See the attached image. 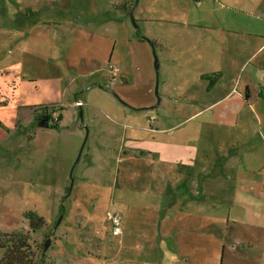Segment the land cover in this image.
Wrapping results in <instances>:
<instances>
[{
    "label": "rangeland",
    "instance_id": "374dc122",
    "mask_svg": "<svg viewBox=\"0 0 264 264\" xmlns=\"http://www.w3.org/2000/svg\"><path fill=\"white\" fill-rule=\"evenodd\" d=\"M120 1L0 0V237L19 230L27 233L38 260L45 240L50 238L42 264H189L185 263L186 253L180 247L175 250L176 255L172 254L171 245L176 246L179 238L169 240L163 218L164 190L173 181L167 174L152 173V168L164 165L178 172L179 165L155 162V155L149 160L145 156L118 155L112 150L119 146L121 133L129 137L135 131L122 125L144 123L150 116L147 111L139 117L116 111L121 101L106 89L136 108L142 99L139 83L149 68L155 74V82L156 77L159 82L164 70L163 64L155 70L153 47L143 41L144 28L151 30L159 43L160 31L162 40L174 25L195 22L200 15L196 7L188 5L189 1L156 0L150 8L154 20L142 26L138 8L145 0H138L133 12L138 25L135 28L129 14L111 8ZM237 1L211 0L210 9L219 15V21L214 17V23L239 29L240 33H235L238 38H253L255 33L263 32L264 0ZM256 1L261 4L255 9ZM247 2L250 7L246 8V14L233 10L244 9ZM206 6L209 5L201 8ZM159 49L155 48V53L162 63L164 56ZM113 50L114 55L123 59L125 65L121 68L132 72L130 83L121 80L120 71L109 70V64L115 65L109 59ZM96 64L101 72L91 80L92 84H87L88 76L79 74ZM72 76L76 78L73 87L80 92L83 104L66 108L58 127L39 128V115L47 110L59 114L60 110L54 105L47 109L43 105L64 99L76 101L70 92H64V88H71L67 80ZM155 97L154 104L159 95ZM80 110L83 122L79 121ZM109 119L122 125L108 127L107 131L114 133L103 148L98 141L101 134H108L101 133L100 126ZM139 134L155 136V133ZM156 135L166 141L177 137L179 132ZM27 211L42 216L45 226L30 230L28 220L23 217ZM110 212L122 215L123 234L119 238L111 236ZM208 223L204 220L194 227L177 220L172 223L203 232L201 236L208 247L201 255L191 254L190 264L223 262L222 248L214 252L215 238L223 226L217 231ZM202 224L204 231L198 228ZM56 227L57 232L51 238L50 233ZM231 229L240 233L239 228L231 226L229 233ZM62 230L65 232L61 233ZM95 231L103 239V248L86 252L88 244L82 234ZM56 244L76 257L70 259L65 253L59 257L60 253L54 251L58 248ZM234 255L235 261L239 260L240 251ZM245 256L255 263V256L262 254L253 251Z\"/></svg>",
    "mask_w": 264,
    "mask_h": 264
},
{
    "label": "crops",
    "instance_id": "0c3cea01",
    "mask_svg": "<svg viewBox=\"0 0 264 264\" xmlns=\"http://www.w3.org/2000/svg\"><path fill=\"white\" fill-rule=\"evenodd\" d=\"M155 1L145 0L138 8L140 25L146 26L154 20L150 8ZM183 1H189L188 5L198 10L200 16L195 22L174 25L173 29L170 28L172 33L167 30L168 37L162 40L160 31L159 43L151 30L144 28L143 32V37L154 42L155 48L159 46V52L164 56L162 63L159 62V66L164 65L157 86L159 100L154 104L155 74L149 68L146 77L139 83L138 92L142 96L139 105L134 108L119 102L116 109L137 117L147 111L150 117L144 119V123L131 125H122L112 119L103 120L100 132L105 131L108 135L101 134L98 142L103 147L112 138L114 130L107 131L108 127L131 126L135 130L133 134L128 137L121 133L119 146L112 148L118 155L145 156L149 160L155 155V162L179 165L178 172L165 165L164 168L150 170L157 176L167 174L173 181L167 191L164 190L166 205L163 209L169 240L179 238V243H174L176 246L171 245L174 248L172 254L176 255L175 250L180 247L186 253L185 263L190 264L191 254L199 252L201 255L208 247L204 243L206 239L201 236L203 232L195 228L185 229L184 226L181 229L172 225L173 221L194 227L207 220L217 231L223 226L222 232H218L219 236L215 238L214 249L216 252L222 248V264H264V31L255 33L253 38H238L235 33H240L239 29L225 28L222 22L214 23V17L219 21V15L212 7L210 9L211 0ZM204 4L209 6L201 8ZM260 4L256 1L253 8ZM247 7H250L248 2L246 6L244 3V9L233 10L246 14ZM109 59L119 66L121 80L130 83L133 74L121 68L125 65L122 57L114 55L113 50ZM100 72L96 64L79 75H87V84H92L91 80L98 78ZM74 79L72 76L67 80L71 88H64V92H70L69 95H73L76 101L64 99L42 106L47 109L54 105L60 109L58 126L66 108L83 104L80 92L73 87ZM79 121L83 122V119L79 118ZM48 128H52L51 123ZM176 131L179 135L172 140L162 141L156 135H172ZM139 133H155V136H141ZM230 226L239 228L240 233L233 229L229 233ZM198 228L204 231L203 224ZM57 229L53 228L51 238ZM64 232L62 230L61 233ZM97 234L98 231L82 234L88 244L86 252H98L103 248V239ZM122 234L123 230L115 237L119 238ZM56 246L58 248L54 251L60 253L59 257L63 253L70 259L76 257L65 247ZM236 251H240L237 261ZM253 251L257 255L262 254V257L255 256V263L245 256Z\"/></svg>",
    "mask_w": 264,
    "mask_h": 264
},
{
    "label": "trees",
    "instance_id": "16d2710c",
    "mask_svg": "<svg viewBox=\"0 0 264 264\" xmlns=\"http://www.w3.org/2000/svg\"><path fill=\"white\" fill-rule=\"evenodd\" d=\"M133 4L134 0H122L118 4H112L111 8L119 13L129 14ZM153 44L155 45L154 42ZM52 127H58V123L52 124ZM23 217L28 220L29 228L32 231L40 230L45 226L44 218L35 212L27 211L23 214ZM0 253V264H34V258H39V256H36L35 251L31 249L28 234L22 230L1 235ZM43 255L41 252L40 259L37 258L36 264L43 263Z\"/></svg>",
    "mask_w": 264,
    "mask_h": 264
},
{
    "label": "water",
    "instance_id": "95a60500",
    "mask_svg": "<svg viewBox=\"0 0 264 264\" xmlns=\"http://www.w3.org/2000/svg\"><path fill=\"white\" fill-rule=\"evenodd\" d=\"M137 2H138V0H135L132 8L129 11V17H130L131 22H132V24H133V26L135 28H138V25H137V22H136L135 18L133 17V12H134L135 6L137 5ZM143 39H145L147 42H149L151 44V46L153 47L154 67H155V70H158V68H159V61H158L157 55L155 53V46H154L153 42L149 38L143 37ZM157 86H158V78L156 77V82H155V87H154V92H155L156 96H157ZM110 92L112 94H114L115 97L118 98L122 103L126 104L124 101L121 100V98L113 90H110ZM158 100H159V97H157V101ZM79 116H80V119L82 120L83 119V116H82V111L81 110L79 112ZM38 125L40 127L48 128L49 125H50L49 118L47 116H45V115L41 116L39 118ZM49 242H50V238H47L45 240V242H44V245H43L42 255L45 254V251H46V249L48 247Z\"/></svg>",
    "mask_w": 264,
    "mask_h": 264
},
{
    "label": "built area",
    "instance_id": "2783aa9c",
    "mask_svg": "<svg viewBox=\"0 0 264 264\" xmlns=\"http://www.w3.org/2000/svg\"><path fill=\"white\" fill-rule=\"evenodd\" d=\"M109 70L112 72H119L120 68L117 65L109 64ZM109 85L110 83L106 84V86ZM45 115L48 116L49 123L54 124L59 122V116L58 114L54 113L53 110H47ZM108 224L113 236H119L122 233V215L120 213L110 212L108 214Z\"/></svg>",
    "mask_w": 264,
    "mask_h": 264
},
{
    "label": "flooded vegetation",
    "instance_id": "af4514ba",
    "mask_svg": "<svg viewBox=\"0 0 264 264\" xmlns=\"http://www.w3.org/2000/svg\"><path fill=\"white\" fill-rule=\"evenodd\" d=\"M44 114H41V116H43Z\"/></svg>",
    "mask_w": 264,
    "mask_h": 264
}]
</instances>
